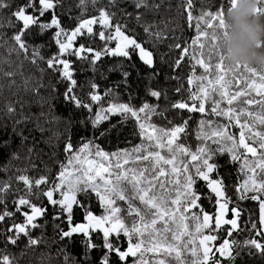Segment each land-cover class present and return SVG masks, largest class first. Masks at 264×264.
Segmentation results:
<instances>
[{"label": "trees", "instance_id": "obj_1", "mask_svg": "<svg viewBox=\"0 0 264 264\" xmlns=\"http://www.w3.org/2000/svg\"><path fill=\"white\" fill-rule=\"evenodd\" d=\"M7 2L10 7L0 9V188L6 183L9 187L7 191L0 193V198L4 201L0 204V213H3L6 207L8 211L13 212V216L0 222V255L10 256L13 264H66L65 257L68 258L67 264H100L106 251L103 248V233L99 230L91 232L92 241L98 245L91 251L85 247L83 234L77 233L70 238L62 239V231H68L70 228L67 214L61 211L59 205H52L43 195L44 192L57 185L60 181L58 177L62 171L61 165H65L68 169L69 160L75 154L79 155L81 160L87 157L98 160L105 167L111 166L109 168L112 173L110 179H115L118 172L132 169L134 172H129V177L134 173L139 174L144 171V180L150 181L163 169L164 175L158 176L156 183L158 190L152 192L151 196L156 197L159 208L164 212L155 213L154 208L142 203L138 196H134L135 191L128 181H121L120 184L126 189V197H131V200L121 201L116 198V207L121 209L120 216L127 225H132L134 221L141 226L145 223L151 225L152 220L157 219L156 231L163 235L154 234L156 242L166 244L169 239L174 240L173 245L182 251L181 258L186 261V264H190L193 257L191 251H183L184 246L186 244L189 247L199 246L201 235L209 234L207 229L203 230L202 234L195 232L196 220L193 216H198L202 221L201 209L213 215L217 210L216 197L207 187V182L197 179L194 187L201 194V199L197 202L198 207H187L183 197L180 198L179 205H174L172 200L177 199V192L183 191L186 175L184 166L188 165L191 174L195 175L193 165L197 162L192 160L191 154L200 155L199 148L210 150L212 155L210 162L217 165L209 177L223 181L225 197L221 198V202L227 199L230 208L240 209L238 220L240 231L234 233L231 239L243 245L246 239L256 237L264 243V238L257 237L255 232L250 231L252 222L258 221V202L239 201L236 192L237 186L251 175L247 169L242 170L244 157L246 156L250 161L256 158L242 147H238L235 149V154L240 155L241 159L237 161L231 159L228 149L232 148L233 142L227 140L226 137L213 136V132L226 126L227 135L233 136L238 144L241 134L240 124L235 120H229L225 115H218L212 111V108L217 106V101L219 102L218 111L227 110L229 107L237 110L243 108L245 114L240 117V123L246 121L252 128V132L247 129L243 130L245 136H251L257 131L264 132V125L259 121L253 122L255 116L264 114V104L259 103L264 100V97L258 95L257 90L248 89L244 83L245 80L256 79L259 85L258 76L264 74V66L249 64L257 70L256 77L241 69L235 77L240 80V83L233 82L228 85V95L222 97L223 90L219 89L218 85L208 84V80L215 79V69L205 73L203 68L196 65L195 76H206V79L203 81L193 79V83L189 84L188 77L193 72L192 66L195 62L190 57H185L179 68L175 67V61L179 59L182 49H175L171 46L176 43H181L182 46L187 43L190 46L192 39L197 35L196 21H188L185 0H147L148 7H142L139 10L135 9L132 0H116L115 6L110 5L108 0H99L95 7L91 3L81 7L80 0H60L53 10H49L41 18V23L50 22L52 13L55 12L61 26L69 34L80 20L99 17L100 8L107 9L109 14L115 13L111 19V27H104L99 23L93 24V33L89 34L85 30L83 35H78L74 41V47L83 44L95 51L116 48L119 40L115 38V26L119 24L126 35L133 37L146 50L153 53V66L151 67L140 60L136 51L131 52V58L110 54L102 55L95 64L92 63L91 53H84L88 57L86 59L65 54L63 58L71 62L72 78L77 81L74 95L78 96L84 104L90 105V108L78 107L75 102L65 97L70 81L62 78L58 71L50 69L47 64V60L58 52V46L53 39L58 29L53 27L41 33L38 25L32 26L22 37L28 45V50L25 52L11 39L19 32L22 22L18 23L14 18L9 19L17 5L23 4L25 0H7ZM193 5V15L198 16L205 10H215L221 5L226 7L228 4L227 0H193ZM128 13L131 16L127 15ZM138 14L140 15L139 20L136 19ZM145 26H149L152 35L145 32ZM101 31L106 37L111 35L114 39L101 40L99 36ZM157 32L161 33L159 39L155 36ZM61 39L66 40L67 37H61ZM37 46L44 59H36L33 62L32 51ZM203 58L207 61V56ZM216 62L218 60L214 57L211 63ZM224 64L228 68L234 67V64L227 60ZM124 73L128 75L125 76ZM227 79L231 80L233 77L229 76ZM93 83L97 85L95 90L91 88ZM201 86L209 92V96L204 99L205 112H189L187 109L172 107L177 102H187L191 105L193 101L189 97L193 93L203 97V94L199 92ZM177 89L180 91L177 92ZM152 90L160 92L161 96L152 97L149 94ZM93 91L102 97L100 101L93 102L90 99L89 94ZM238 91H246L248 95L238 97L232 105H229L228 99ZM249 99L258 103L248 104ZM112 103H128L135 109H139L144 103L156 106L157 111L163 115H152L145 120L144 114H141V122L146 125L145 131L149 130L150 134L155 137V141L146 138L145 131L143 135L141 134L136 119L130 114L125 120L119 114L101 112V109L107 108ZM196 104L198 107L199 100ZM9 107L14 111L9 112ZM98 112H101V115H107V119L94 126L93 120L96 119ZM248 112L253 113V116L249 117ZM185 121H187L186 126ZM201 121H204L203 126H201ZM147 125L154 126L156 131ZM177 126H184L185 130L178 134L171 150L168 146L157 147L158 143L167 145L169 138L163 136L158 130H171ZM69 141L73 145L74 153L64 151V146ZM257 141L258 138L246 140L257 147L260 153L264 150L259 149ZM85 144H89V148L80 152L79 150ZM138 145H142L140 153H132ZM177 145L187 149V152L178 151ZM97 146L99 150L109 154L107 161L103 162L100 160L101 157L95 155L98 150ZM221 148L224 151H220ZM125 151L130 153V157L126 160L127 163L120 162V157L123 155H111ZM149 152H158L160 156L164 155L168 160L174 158L180 161L177 163V170L172 173L169 172L165 163L152 164L149 162L152 157L147 162L137 159L138 155H148ZM71 163H75L74 168H78L77 160L73 159ZM117 163L121 165L120 169L116 168ZM257 173H259L258 178L264 177V173H260L259 169ZM21 175L29 178L32 184L31 190L23 181L17 179ZM103 176L106 178L109 175L105 177L103 174ZM42 177L47 182L37 186L35 181ZM79 178V184L73 181H69L68 184L74 183L73 186L77 188L83 187L85 178ZM96 178L99 181L102 180L98 176ZM161 183L164 185L163 188H161ZM73 186L67 188V191L62 188L70 195L75 194L79 202L73 206V225L83 223L87 212H91L96 217L106 215L95 192L89 189L87 194L79 191L73 193L70 191ZM130 189H133L134 195L130 193L132 192ZM59 193H61L60 190H56L53 198L63 199V197L60 198ZM21 197L46 210L44 215L35 220V223L40 225L39 227H28L29 236L39 241L35 245H29V236L23 234L20 235L15 245L6 244L9 235L6 229L14 223H25L26 218L23 212L31 214V209L27 205L20 206L22 211H16V203ZM129 203L139 210L140 215L144 217L143 221L135 213L129 215ZM185 207L187 211H184ZM54 217L59 218L54 219ZM169 217L173 219H168ZM226 218L232 219V216L228 215ZM181 223L187 226L182 232L178 231ZM227 230L228 226H225L221 230L212 232V235L217 236V241L212 244L218 246L223 243L224 239L228 238ZM174 235L179 239H173ZM110 239L114 244L120 245L122 250L128 246V239L122 233L119 239L115 234L110 236ZM237 252L239 255L235 257L234 264H264V254L254 247H240ZM134 259L129 257L127 264H133ZM161 259L165 261V264H179L175 253L172 255L162 253ZM110 260L111 264H120L115 254H111ZM224 264H228V261L225 260Z\"/></svg>", "mask_w": 264, "mask_h": 264}, {"label": "snow or ice", "instance_id": "obj_2", "mask_svg": "<svg viewBox=\"0 0 264 264\" xmlns=\"http://www.w3.org/2000/svg\"><path fill=\"white\" fill-rule=\"evenodd\" d=\"M99 0H80V6L83 7L87 3H91L93 7ZM110 5L115 6L116 0H108ZM135 9L139 10L142 7L147 8V0H132ZM229 0H227L228 4ZM60 0H25L23 4L17 5L14 11L11 13L10 20L12 18L15 19L16 22L21 23L22 27L19 29L11 39L16 42L20 49L27 52L28 45L23 40V35L27 30H29L32 26H39L40 32L43 33L45 30L51 29L55 27L58 31L55 32L53 39L55 40L58 46V52L51 56L47 60L48 67L55 71H58L60 76L68 81H70L67 91L65 92V97L73 102L78 107H89L90 105L84 104L80 98L74 95V89L77 84V81L74 80L72 64L71 62L63 58L65 54L74 55L79 59H86L84 53H91L92 63L95 64L102 55H114V56H123L131 58V52L138 50L140 60L148 65L149 67L153 66V53L151 51L146 50L140 43L137 42L133 37L126 35L125 31L122 30V26L117 24L115 26L116 37L119 42L117 43L116 48L114 49H105L104 51H95L91 47H86L81 44L79 47H74V41L78 35H83L84 31L87 30V33H93L92 25L99 23L104 27H111V19L115 15V13L109 14L107 9L100 8L99 9V17H92L90 19H82L77 24L76 28L71 31L69 34L60 23V20L56 16L55 12L52 13V18L50 22L41 23V18L45 16V14L49 10H53L58 4ZM193 0H185V8L188 12V21L191 22L193 20L196 21L195 27L197 29V35L192 39L191 45H187L185 43L183 46L181 43H176L171 46L175 49H182L180 51V57L175 61V67L179 68L181 62L185 59V57H190L195 63L193 64V72L188 77V83L192 84L193 79L203 81L206 79V76H195V66L199 65L204 69L205 73H209L211 70L215 69L216 75L214 80H208L209 85H218L219 89H222V97H226L228 95V85L235 82L237 84L240 83L239 79H235L236 75L241 72L251 73L253 77L257 76V70L251 67L248 63L241 64L240 62H236L234 67L228 68L225 67V56L223 54V49L221 47V37L222 35H226L227 29L224 21V9L225 6L221 5L215 10H205L200 15L194 16L193 9ZM10 4L7 0H0V9L8 8ZM158 7V6H157ZM256 15L260 17H264V0H258L257 7L255 9ZM127 15L131 16L130 13ZM136 19H140V15L136 16ZM202 25L204 26L202 28ZM191 26V25H190ZM146 33H150L149 26H145L144 28ZM210 30V31H209ZM101 40H112L114 37L111 35L105 36V33L101 31L99 33ZM157 39L160 38L161 33H155ZM61 37H67L66 40H62ZM203 38V41H201ZM198 46V47H197ZM264 46V45H261ZM33 62L36 59L43 60L44 58L40 55L39 46L33 48L32 51ZM207 56V61L203 58ZM217 58L218 62L215 64L211 63L213 58ZM125 76L128 73H124ZM232 76L233 79H227V77ZM243 78V77H242ZM258 80L260 81L259 85H257L256 79L251 81L245 80L244 83L247 85L248 89L257 90V94L264 97V74L258 76ZM91 88L95 90L97 85L93 83ZM218 89V90H219ZM180 89H177L179 92ZM199 92L203 94V97L198 96L193 93L190 95L189 99L193 101L191 105L187 102H177L172 105L173 108L177 109H187L189 112L199 111L201 113L205 112V103L204 99L209 96V92L204 86H201ZM152 97L159 98L161 93L158 91H150L149 93ZM90 99L93 102L100 101L102 97L96 92H90ZM248 93L246 91H238L235 94L231 95V98L228 99V104L232 105L233 101L238 97L247 96ZM199 100V106L197 107L196 101ZM248 104L258 103L253 99H249ZM259 103L264 104V100ZM217 106L212 108L213 113L218 115H225L229 118V120H235L236 123L240 124L241 134L239 138V143L237 144L231 135H227L226 126H222L219 130L213 132V136L226 137L227 140L232 141V148H229L228 151L231 153V159L233 161H237L241 159L240 155L235 154V149L238 147H242L246 150L247 153H250L252 157L256 158L253 161L244 157L242 170L247 169L251 175L247 176V178L243 181L241 185H238L236 188L237 199L239 201L251 200L254 202H258L259 205V217L258 221L252 222L250 231L255 232L257 237L264 238V177H260L259 173H257V169L260 170V173H264V151L258 153L257 147H254L251 143L246 142L248 139L258 138L257 144L259 149L264 150V132H254L251 136L246 137L244 129H247L249 132H252L251 125H249L246 121L244 123H240V117L244 116L245 109H234L232 107L227 108V110L218 111L219 102H216ZM9 112L14 111L11 107L8 109ZM102 113H111L113 115L119 114L124 117V119H128L129 114L131 117L135 118L138 124V127L141 131V134H144L146 125L141 122V114H144V119H149L152 115H163V113H159L157 111V107L154 105H150L148 103H144L139 109H135L128 103L109 104L107 108L101 109ZM101 112L97 113L96 119L93 120V125H98L102 120L107 119V115H101ZM247 115L249 117L253 116V113L248 112ZM259 121L260 124L264 125V114L257 115L254 117V121ZM187 121H185V126ZM204 121H201V126H203ZM148 127H153V131H156L154 126L147 125ZM185 130L184 126H177L172 128L171 130L159 129L163 136H167V146L171 150V146L176 142L178 134L182 133ZM149 140L155 139L153 135L148 136ZM163 143H158L157 147H164ZM142 145L136 146L132 150V153H140ZM89 148V144L83 145V147L79 150L80 152H84ZM98 149V146H97ZM178 151L187 152V149H184L182 146L177 145ZM64 151L66 153H74V148L72 143L69 141L64 146ZM220 151H224L223 148ZM198 153L200 155H192V160L197 163L193 165L195 167V175H192L190 172V168L188 165L184 166V172L186 173L184 177L183 191L177 192V199L172 200L173 204L179 205L181 203V197H183V201L187 207H198V201L201 199V194L198 193L194 187L197 179H202L207 182V187L211 190L212 193L215 194L216 197V205L217 210L213 215H209V213L203 212L202 221L198 216H193V219L196 220L195 232L197 234H202L203 230L207 229L209 234H202L199 246L185 245L183 251H191L193 259L190 264H224L225 260L228 261V264H234L235 257L239 255L237 249L240 247H254L260 251L261 254H264V243L258 240L256 237H252L246 239L243 242V245L240 244L239 241L231 239L234 233L240 231V226L238 224V220L240 219V209L238 207H229V203L227 199L224 202H221V198L225 197V190L223 188L222 180L210 179L209 174L212 173L217 165L211 163L212 155L210 154V150L206 148H199ZM190 154V153H189ZM96 156L107 159L109 154L104 153L101 150H97L95 153ZM113 156L120 155H130L127 151L124 153H113ZM205 156L207 158H205ZM151 157H155L157 161L163 160L164 157L160 156L158 152H149L148 155H138L137 159L149 160ZM75 159L77 161H81V157L79 155H73L69 163ZM174 159V158H173ZM202 161V163H201ZM81 163H86L88 168L83 171V175L86 179L83 180V187H75L73 186L70 191L73 193L76 191L83 192L85 194L88 193V190L95 192L99 197L102 206L104 207V211L106 215L96 217L91 212H87L85 216V220L87 223L81 224H72V211L73 206L78 202L75 194H69L68 192H64L60 185H54V187L43 193L49 200L52 205H59L62 212L67 214L68 223L70 228L68 231H62L61 238H70L74 234L80 233L85 237V247L88 251L95 249L98 247L93 241L91 232L95 230H99L103 233V248L106 250L104 256L100 260V264H111L110 256L111 254H115L118 258L120 264H127V259L129 257L136 258L133 260V264H147L144 260L145 252H159L161 250L164 251L166 255H172L175 253L176 259L179 261V264H186V261L182 259V251L176 245L169 244L164 246L160 243H153L151 247L144 248V240L140 239L136 242H133L134 236H142V228L138 226L137 222L134 221L129 227L125 221L121 218L120 212L121 209L116 207V198L121 201L131 200V197H126V189L121 187V181H128L135 191V195L138 196L139 200L145 205L150 206V208H155L159 210L160 205L156 202L155 196H149V193L152 191V185L158 182V176L164 175L163 169L160 170L158 176H153L151 181L144 180V171H141L139 174H132L129 177V172H134L132 169H128L125 172H118L115 175V180L105 179L102 173H107L109 176L112 173L109 171V167H105L104 164H97V162L93 159H88L85 157ZM127 163V161H125ZM165 163L173 164V160H166ZM116 168L120 169L121 165L119 163L116 164ZM62 171L59 173V179L61 181L65 178L66 166L61 165ZM175 165L173 164V171H176ZM79 171V170H78ZM95 171V176L100 177L104 183V191L103 193L100 191V185L94 183L95 177L90 175ZM18 180L23 181L24 184L31 190L32 184L27 176L21 175L17 177ZM45 178H41L35 181L37 186L42 183H46ZM79 184L80 181L78 180ZM142 183H147L149 187H141ZM163 183H161V188H163ZM9 185L6 183L4 187L0 188V193H3L8 190ZM60 189L61 195L63 199L57 200L53 198V193ZM4 201L0 198V204H3ZM27 205L31 209V214L28 212H23L25 216V223L19 224L14 223L10 227L6 229V232L9 234L7 236L6 244L15 245L18 242V239L21 234L25 236H29L28 227L36 228L40 225L35 223L37 217L44 215L45 209L32 204L30 200L21 197L16 203V211H22L20 206ZM82 206V205H81ZM187 207L184 208V211H187ZM135 213L137 216H140V220L143 221L144 217L140 215L138 209L133 208L131 203H129V215ZM166 214V213H165ZM228 215L232 216V219H227ZM13 212L8 211L5 207V211L0 213V222H4L6 218L12 217ZM59 217H54V219H58ZM153 225L156 223V220H152ZM150 225L144 224L143 228L147 229ZM225 226H228L227 236L228 238L224 239L223 243L216 246L212 244V242L217 241V236L212 235L211 233L217 230L223 229ZM187 227V226H185ZM123 234L128 238V246L126 249L121 248L120 245L114 244L110 236L113 234L116 235V238L119 239L120 234ZM184 235V233H181ZM173 239H179L177 236H173ZM39 241L36 239H32L29 236L28 243L29 245H35ZM87 256V252H86ZM67 257H65V261L67 264ZM0 264H13L12 258L8 255H0ZM158 264H165L164 260L158 261Z\"/></svg>", "mask_w": 264, "mask_h": 264}, {"label": "clouds", "instance_id": "obj_3", "mask_svg": "<svg viewBox=\"0 0 264 264\" xmlns=\"http://www.w3.org/2000/svg\"><path fill=\"white\" fill-rule=\"evenodd\" d=\"M258 0H229L224 9L226 35L221 47L227 61L264 66V17L256 15Z\"/></svg>", "mask_w": 264, "mask_h": 264}, {"label": "rangeland", "instance_id": "obj_4", "mask_svg": "<svg viewBox=\"0 0 264 264\" xmlns=\"http://www.w3.org/2000/svg\"><path fill=\"white\" fill-rule=\"evenodd\" d=\"M87 31V30H86ZM118 41V39H117ZM119 42V41H118ZM108 114V113H107ZM236 122V121H235ZM148 129V128H147ZM151 132H149V130H146L145 131V137L148 138L149 135ZM153 141H155V139H152ZM165 145V144H164ZM164 147H167V145H165ZM124 153V152H123ZM147 155V154H146ZM130 156L129 155H123V157H120V162H125L126 160H128ZM162 157H164V155H162ZM102 158V157H101ZM89 159V158H88ZM135 159V157H134ZM94 160V159H93ZM100 160H103V162L107 161V159H100ZM142 162L146 161L147 160H143L141 159ZM168 160L164 157L163 162H160V161H157V159L155 157H152V160L150 159L149 162H152V164L155 165V162L156 163H165V161ZM173 160V164L175 165V168L177 169L178 166H177V163H179L176 159V161L174 159H171ZM83 161V160H81ZM81 161H77L76 165L78 166V168H74V164L75 163H69V168L66 170V173H65V178L63 181H59L57 184L61 186V188L65 189L67 191V188L69 187H72L74 185V183H76L78 180L80 181V178L79 177H83L86 179V177L83 175V171L85 169L88 168V165L86 163H81ZM97 162V164H101V162H99L98 160H95ZM167 168L169 169V172H172L174 173L175 171H173V164H168V163H165ZM79 170V171H78ZM111 172V170H109ZM160 172V171H159ZM105 174V177L106 175H108L107 173H102V175ZM90 175L94 176L95 177V180H94V183H97L100 185V191L103 193L104 191V183L102 180H97L96 176H95V171H93L92 173H90ZM110 176H107L105 179H109V180H115L114 178H109ZM69 181H73L74 183L72 184H68ZM151 181V180H150ZM157 183V182H156ZM156 183H154L151 187H152V191L149 193V196H151V193L154 192V191H157L158 189L156 188ZM132 188V186H130ZM141 187H149V185L147 183H143L141 184ZM57 190H60V189H57ZM132 190V193L133 194V189H130ZM69 193V192H68ZM54 194V193H53ZM70 194V193H69ZM60 196V198H62L63 196L61 195V193L58 194ZM134 195V194H133ZM136 196V195H134ZM175 205V204H174ZM155 209V208H154ZM162 212H164L161 208H159V210L155 209V213H158V214H161ZM105 215V214H104ZM103 216V215H101ZM97 217H100V216H97ZM173 217V216H172ZM172 217H169L168 219H173ZM156 222H157V219H155ZM160 221V220H159ZM83 223H87V221L85 220ZM138 224V223H137ZM129 227H131V224L128 225ZM138 226H140L142 228V236H134L136 237L133 242H136L137 240H140V239H143L144 240V245L143 247L144 248H148V247H151L153 243H158L156 242V239L154 237V234H159L160 235H163L161 232H158L156 231V223L153 225L151 224L147 229H144L143 226H141L140 224H138ZM185 229V225L184 223H181L180 227H179V230L180 232H182L183 230ZM145 235V236H144ZM133 237V238H134ZM128 239V238H127ZM174 240L172 239H169L168 242L166 244H162L164 246H167L169 244H175L173 243ZM176 242V241H175ZM161 244V243H160ZM162 253H164L163 250L159 251V252H145L144 253V260L148 263V264H158V261L162 260L161 257H162ZM139 258V254H138V257H136L135 259Z\"/></svg>", "mask_w": 264, "mask_h": 264}, {"label": "water", "instance_id": "obj_5", "mask_svg": "<svg viewBox=\"0 0 264 264\" xmlns=\"http://www.w3.org/2000/svg\"><path fill=\"white\" fill-rule=\"evenodd\" d=\"M136 52H137V55H138V57H139L138 50H136Z\"/></svg>", "mask_w": 264, "mask_h": 264}]
</instances>
